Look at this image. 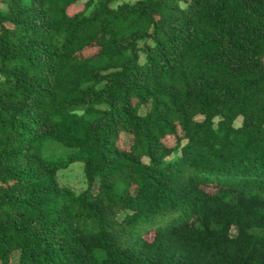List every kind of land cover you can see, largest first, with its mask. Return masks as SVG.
Masks as SVG:
<instances>
[{"label":"trees","instance_id":"1","mask_svg":"<svg viewBox=\"0 0 264 264\" xmlns=\"http://www.w3.org/2000/svg\"><path fill=\"white\" fill-rule=\"evenodd\" d=\"M116 1L0 0V262L264 264V0Z\"/></svg>","mask_w":264,"mask_h":264},{"label":"rangeland","instance_id":"2","mask_svg":"<svg viewBox=\"0 0 264 264\" xmlns=\"http://www.w3.org/2000/svg\"><path fill=\"white\" fill-rule=\"evenodd\" d=\"M134 0H118L114 2L113 4L115 5L116 3L119 2H128L131 3ZM83 1H79L76 4L70 6L68 8V13L71 14L74 11H77L81 8ZM0 8H4L3 5H0ZM92 50H87L85 51V54H91ZM262 61L264 62V57L262 58ZM145 109V106H142L140 108V112H142ZM71 111L80 113L82 111L81 107H71ZM236 124L238 123L237 121L235 122ZM165 141L168 143H173V137H167L165 138ZM129 142V136L126 133H120L119 139L117 144L120 147L126 146ZM66 148L63 147L61 144L56 143L54 141H48L45 143L43 149H42V155L46 157H54V156H62L66 152ZM57 175V181L61 185H65L70 187L75 193L81 191L84 186V178H83V173H82V164L80 162H74L69 164L66 168L59 169L56 173ZM76 224L81 228L85 230H89L91 228V224L88 221H81L77 220ZM0 264H2L0 262Z\"/></svg>","mask_w":264,"mask_h":264}]
</instances>
